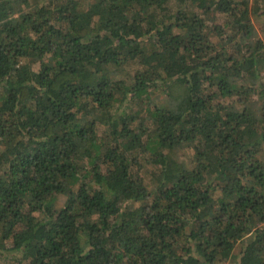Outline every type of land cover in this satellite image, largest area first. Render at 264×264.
Masks as SVG:
<instances>
[{
  "label": "trees",
  "instance_id": "obj_1",
  "mask_svg": "<svg viewBox=\"0 0 264 264\" xmlns=\"http://www.w3.org/2000/svg\"><path fill=\"white\" fill-rule=\"evenodd\" d=\"M0 264H264V0H0Z\"/></svg>",
  "mask_w": 264,
  "mask_h": 264
}]
</instances>
